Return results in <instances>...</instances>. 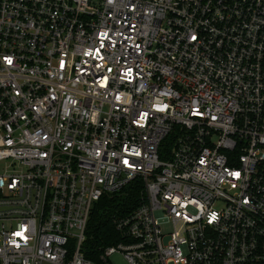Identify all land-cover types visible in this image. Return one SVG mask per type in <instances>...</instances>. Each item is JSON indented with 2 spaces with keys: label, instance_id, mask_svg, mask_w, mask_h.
<instances>
[{
  "label": "built area",
  "instance_id": "built-area-1",
  "mask_svg": "<svg viewBox=\"0 0 264 264\" xmlns=\"http://www.w3.org/2000/svg\"><path fill=\"white\" fill-rule=\"evenodd\" d=\"M116 253L264 264V0H0V264Z\"/></svg>",
  "mask_w": 264,
  "mask_h": 264
},
{
  "label": "trees",
  "instance_id": "trees-1",
  "mask_svg": "<svg viewBox=\"0 0 264 264\" xmlns=\"http://www.w3.org/2000/svg\"><path fill=\"white\" fill-rule=\"evenodd\" d=\"M134 184L132 182L124 189L131 196H134L137 190ZM128 194L124 196V193H121L113 197H104L93 209L86 229V240L83 244V249L88 256H91L100 247L112 244L119 239L111 215L116 208L119 211L128 208Z\"/></svg>",
  "mask_w": 264,
  "mask_h": 264
},
{
  "label": "rangeland",
  "instance_id": "rangeland-1",
  "mask_svg": "<svg viewBox=\"0 0 264 264\" xmlns=\"http://www.w3.org/2000/svg\"><path fill=\"white\" fill-rule=\"evenodd\" d=\"M111 261L113 264H127L123 257L118 253L111 256Z\"/></svg>",
  "mask_w": 264,
  "mask_h": 264
},
{
  "label": "snow or ice",
  "instance_id": "snow-or-ice-1",
  "mask_svg": "<svg viewBox=\"0 0 264 264\" xmlns=\"http://www.w3.org/2000/svg\"><path fill=\"white\" fill-rule=\"evenodd\" d=\"M236 175H239L238 173H236Z\"/></svg>",
  "mask_w": 264,
  "mask_h": 264
}]
</instances>
